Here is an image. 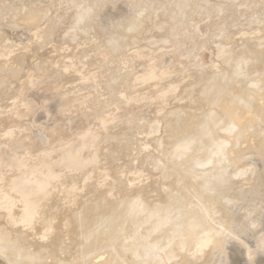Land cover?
<instances>
[{
	"label": "rangeland",
	"instance_id": "374dc122",
	"mask_svg": "<svg viewBox=\"0 0 264 264\" xmlns=\"http://www.w3.org/2000/svg\"><path fill=\"white\" fill-rule=\"evenodd\" d=\"M176 1L0 0V194L2 195L0 198L3 202L6 196L8 198L9 195L11 196V202L7 198L8 203L6 200L5 203L0 201V204L3 206L7 203L10 208L12 207L10 209L3 206L10 210L8 212L10 224L17 226L16 229L19 231L18 233L15 229L12 233L8 232L11 235L5 232L3 239L4 237L7 239L4 240H18L16 233L20 234L24 230L20 236L35 231L31 239H37L40 243L45 241L51 250L50 246L57 245V238L64 235L66 236L64 242L56 247L62 250L54 251L59 256L52 255V252L46 249L45 243L44 250H48L52 256L46 254L47 252L44 254L45 257L49 255L46 258L47 262L54 256L53 258H60L67 263L66 259L70 262L69 260L79 256L75 254L78 252H72L76 250L72 242H78L81 237L80 229L86 232L85 227L89 229L93 227L98 228L100 234L108 235L112 232L110 234L114 235L116 232L110 220L113 219L115 212L117 214H115V225L121 221L127 222L126 213L129 215L135 205L140 209L139 217L142 214L144 216V211L147 212L151 207L149 204L154 206L160 200V202L165 201L162 197L159 198L163 188L166 190L168 187H175L173 179L176 178L169 181L166 179L164 182H167L168 186L163 182L165 185L161 184L163 180L161 163L163 161V164H166V157L163 156L161 147H158L157 140L162 137L167 139L169 138L167 135L171 134L170 128L167 129L169 133L167 130L164 131L167 121L165 117L170 119L175 114H194L201 108V102L206 94L220 93L225 88L235 90L242 81H249L256 68L259 69L264 65V17H262L264 0H232L231 3L227 2L228 5L222 3L223 7L220 4L219 7L222 9L219 11V7L217 9L214 7L216 0H188L192 6L186 5L189 10L185 8L183 15L181 13V19L184 21L183 29L180 28L178 31L173 29L175 32L172 33L168 32L167 28L180 17L176 15L173 19L176 21H173L169 20L168 15L176 11L177 8L174 9ZM139 5L141 8L137 7ZM77 7L81 10L88 7L87 9L97 12V17L85 28L88 30L83 29L80 31L82 33L72 31ZM40 9L44 11L41 14L37 12H41ZM139 12L141 15L138 14ZM30 15L35 16L32 22L27 19ZM132 15L140 16L139 32L138 29L128 32V45L123 43L124 45H120L117 52L107 49L108 47L104 46L106 40L118 31L121 25H125ZM154 22H158L161 29L153 28ZM223 27L225 30L222 31ZM71 34H76L78 37L72 39ZM222 39L225 43L219 41ZM239 65H245L241 66L245 72ZM233 72L234 75L236 72H242V75L236 73L237 75L234 76ZM144 77L147 80H141ZM233 77H236L238 82L234 81L236 79ZM251 80L248 88L258 91L261 86L255 88L254 79ZM228 81L231 85L227 83ZM171 88L173 92L170 91ZM251 90L249 91L251 94L257 92ZM140 92H143V95ZM139 94L142 96L137 98ZM132 97L134 100L131 99ZM178 104L185 106L179 108ZM192 120L194 121V118ZM197 120L194 123L192 121L191 124L196 128H198L197 124L202 125V122L196 123ZM263 129L264 126L259 127L261 132L258 131L256 137L258 147L250 148L245 152L246 155L244 154L245 162L250 161L252 164V172L249 175L251 180L240 185L241 195H237L236 202L233 201L232 207L228 208L234 210L232 212L234 214H229V219L232 220L237 215L243 233L241 232L236 240L230 236L231 228L229 229L227 225L225 226L227 228L223 227L225 235L223 234L222 239L229 242H224L222 244L224 247L218 246L213 250L216 254L208 257L211 258L210 264H264ZM185 131L188 133L184 135L194 134L192 130ZM248 145V143L242 144L240 148L246 149ZM202 146L201 151H205L204 147L202 150ZM259 147L262 154L257 152ZM149 153L156 155V158L146 157ZM256 161L258 165L261 162L258 167ZM148 163L155 164L152 167V164ZM250 184L258 186L256 192H250V187H254ZM233 193L234 191H229L227 194L234 196ZM90 200L93 202L91 203ZM95 200L98 203L94 202ZM148 200V207L145 209ZM94 204L98 208H100L99 204L105 205L106 208L101 206L103 207L101 211L104 208L110 209L112 214L106 211L105 217L102 215L103 217L98 219L99 222L97 220L96 224L84 225V228L80 227L76 230L79 224L72 222L73 225L69 223L71 226L67 225L62 229L63 218V223L71 215L83 218L86 207ZM141 204L144 211L139 208L142 207ZM23 205L25 210L21 207ZM2 206L0 211L3 209ZM68 207L72 213L67 209ZM11 211L15 212L17 218ZM135 214L137 215V212ZM120 215L127 217L124 220ZM139 217L136 218L137 221L142 219ZM145 217L147 216L143 218ZM210 223L216 225L212 220ZM33 225L36 226L35 229L31 228ZM126 228L129 230L130 226L129 229L127 226ZM29 229L33 231L28 232ZM73 230L79 235L77 240L78 235L76 236ZM68 235L70 237H67ZM69 238L72 239L71 244ZM96 239L100 241L102 237L97 235ZM35 240L31 241L35 242ZM66 240L68 249L66 247L64 250L67 246ZM40 243L38 245L43 246V243L41 245ZM35 246L37 245L33 243L29 249L35 252L33 250V247L36 249ZM69 253H73L71 259H68L71 255ZM239 253L243 258L239 257ZM200 254L202 253L190 255V258L194 260L196 259L194 257ZM203 254L198 257L200 261L195 260L196 263H206L203 261L207 256L204 252ZM107 256L103 254L102 257ZM44 259L42 262L45 261Z\"/></svg>",
	"mask_w": 264,
	"mask_h": 264
},
{
	"label": "bare ground",
	"instance_id": "6f19581e",
	"mask_svg": "<svg viewBox=\"0 0 264 264\" xmlns=\"http://www.w3.org/2000/svg\"><path fill=\"white\" fill-rule=\"evenodd\" d=\"M216 1H217L216 4H214L215 6L214 5H212V6L216 7V9H217V7H219L220 4H222V3L225 4V3L230 2L232 0H216ZM176 2H177V4L174 7V9L177 8L176 11L169 13V15H168L169 20H173L176 15H178L180 17L179 19H176L177 22H173L172 25L169 24V26H168L169 28H167V30H168V32H172V33L175 32L176 30L178 31V30H180V28H182L184 21H182V19H181V13L184 11V9L186 7H188L186 5H190L188 0H177ZM187 2H188V4H187ZM223 4L221 5L222 7H223ZM227 5H228V3H227ZM190 6H192V5H190ZM212 6H210V7L212 8ZM137 7H140V5ZM205 7H206V5H205ZM220 7L218 8V11H219ZM87 8L85 7V10H84V8H83V10H81V9H79V7H77L76 9H78V11L75 9L77 12H76V16L74 19V24L72 25L73 27L71 26L73 28L72 31L74 33H75V31L80 32L83 29L87 28V26L91 22H93L92 20L97 17L96 11L94 12L93 9H90V8L87 9ZM186 9L189 10V8H186ZM186 9H185V11H186ZM188 10H187V14H188ZM199 10H200V8H199ZM37 12L39 14H41L44 11L41 10V12H39V11H37ZM140 12L138 13L139 15H141ZM135 14H137V13H135ZM139 15H132L130 20L125 25H121L119 30L116 31L112 36H110L108 40H106V42H105L106 45L104 44V46L108 47L107 49L111 50L112 52L113 51L117 52L116 50L120 47V45L122 46V45H124L123 43H125V45L127 43H129L128 38H127V33L135 31L138 29L139 23L141 21L139 18L140 17ZM182 15H183V13H182ZM262 17H264V15ZM27 19L29 20V22H32V21H34L35 16L30 15L27 17ZM141 19H142V16H141ZM259 19L261 20V17ZM176 20H173V21H176ZM230 20H231V18H230ZM255 22H253V23H255ZM234 23H235V21H234ZM234 23L232 22V24H234ZM238 23H239V21H238ZM222 24H223V22H222ZM262 24H263V22H262ZM152 27L159 30V28L161 26H159L158 22H154V23H152ZM173 29L174 30L176 29V30L173 31ZM219 29H221V28H219ZM223 29H224V27L222 28V31H223ZM85 30H88V29H85ZM250 30H252V29H250ZM137 31L139 32V29ZM237 31H239V30H237ZM86 32L89 33L88 31H86ZM86 32H84V33H86ZM221 32H219V33H221ZM80 33H82V32H80ZM71 35H72L71 36L72 39L78 37L76 34H71ZM83 35H85V34H83ZM218 36H220V35L218 34ZM133 39H131V41ZM223 39H226V38L223 37ZM223 39L219 40V41H223ZM231 40L229 39V41H231ZM227 41H228V39H227ZM240 41H242V40H240ZM248 43H249V41H248ZM221 44H222V42H221ZM229 44H231V43H229ZM259 52L260 51H258L257 54H259ZM220 53H222V52H220ZM261 53H263V52L261 51ZM217 55H218V52H217ZM134 56H135V54H134ZM135 57H133V58H135ZM263 57H264V55H263ZM249 61H251V60H249ZM252 61H253V59H252ZM261 61H263V60H261ZM246 63L247 62H245V64ZM250 65H252V64H249V66ZM241 66L239 65V67H241ZM244 66H242V67H244ZM249 66H247V67H249ZM254 66H256V65H254ZM242 67H241V69H243ZM247 67H245V68H247ZM238 69L239 68L237 67V70ZM241 69H240V71H241ZM243 70H244L243 72H245V69H243ZM236 73L238 74L239 72H236ZM236 73H235V75H237ZM228 74H230V73L228 72ZM239 74L242 75V72H240ZM232 75H234V72L232 73ZM250 77L252 79H254V83L256 85L255 88L257 86H261V87H259L258 91L256 89H254V90L249 89L251 87L248 88L249 82L251 80V78H250L249 81H242V82L240 81L241 83H240L239 87L235 90L232 88H225L224 91H222L220 93L216 92L215 94L214 93L213 94H206L204 96V99L203 100L201 99L202 100L201 108L197 112H195L194 114H189V113L175 114L170 119L165 117L167 119V121L165 122L166 129H164V131L167 130L168 128H170L172 135L168 134L167 136L169 138L163 139V137H162L160 140H157L158 141L157 142L158 147H161L160 149H162V152L164 153L163 156L166 157L165 158L166 164L164 163L165 164L164 165L163 161L161 163L162 164L161 169L163 170V177H162L163 180L161 181V179H162L161 178L160 181H161V184H163V183H165L164 181H166V179L169 181V179L176 178V179H173L174 184L172 183L173 186H175V187H173V188L168 187L166 190H164V188H163L162 189V191L164 190L163 194H162V191L160 190L161 196L160 195H158V196H160L159 198L162 197V199H165V201L162 200L165 203L160 202L161 200L159 199L160 201L158 200L159 203L157 205L154 204V206H153V205L149 204V206H151V207H149L147 212H145L146 210L144 211V208L147 209V207H148L147 205L149 203V200H148V202H146V206L144 208H143L144 203L141 204L142 207H139V208L143 209V210L142 209L141 210L144 211V213H145L144 216H147V217L143 218L144 216L142 214L143 217L140 216L142 218V219H140V217H139V215L141 214L140 209H138V207H136L137 205H135V206H133V210L130 212L129 215H128V213H126L128 216V217L126 216L127 222L125 221L126 222L125 223V222L121 221L120 222L121 224L118 222V224L115 225L116 224L115 223L116 215H117L115 212L116 215L113 214V216H112L113 219H111L110 222H111L112 227H114L116 233L114 235H112V234H110L112 232H110L109 234L111 236H109V234L108 235L100 234L101 232L100 233L98 232V230H97L98 228H93V227H91V225H90L91 229H89V227H85V228L83 227L84 225L87 226V224H92V225L96 224L97 220L100 217H103L102 215H104V217H105L106 211H108L107 213L110 212V214H112L111 213L112 211H109L110 209H107V210L105 209L106 208V206H105L106 202H105V205L99 204L100 208H98V206L95 204L94 205H88L86 207L84 214H83V218L78 217L77 215H73V216L71 215L70 216V213H68L69 214L68 216H70V217H68L69 219H67L66 222L64 221V223H63L64 218L62 219V224H63L62 229L66 228L67 225L68 226L73 225V224H71L73 222V223L79 224V226L74 224L75 226H77L76 230L79 229L80 227L88 230V231L86 230V232H85L82 229H80V231H81V237L80 238H79V235L75 233L76 230H73V232L75 231L74 234H76V236L78 235L76 240L78 238L79 239H78V242L77 241H75V243L72 242V244H74L73 248H76V250L72 251V252H74V253L78 252L75 254H78L79 256L76 257L75 259L69 260L70 262H68V260L66 259V261H67V263L65 262L66 264H162L164 262L165 263L170 262L172 264H193V263H196V261H198V260L200 261V259H198V257H200L203 254V252L207 256L206 259H208V257H212V255L215 253V251H213V250L218 248V246H223L222 244L224 242H226V239H222V237H224L223 236V234H224L223 227L227 228L229 226V229L231 228L230 229V231H231L230 236H232L234 239L237 240V237L240 236L239 234L242 232V230H241L242 226L240 224V219L237 217V215L234 219L233 218H232V220L229 219V216H230L229 214L234 212V210L233 209L231 210L228 208L232 207V205L234 204L233 201H235L238 198L237 195H241L240 193L242 191V187H240V185L242 183L244 185L245 181H248L250 179L249 175L252 172L251 171L252 170L251 169L252 164L250 163V161L245 162L244 154L248 149L258 147L257 142H256V137L258 135L259 127L264 126V65L259 69L256 68V70L253 71V73L251 74ZM150 78H151V76H150ZM198 78H199V76H198ZM226 78H228V77L226 76ZM226 78H225V80H226ZM234 79H236V77ZM141 80L145 81V80H147V78L145 79V77H144V79L141 78ZM234 81H237V79ZM234 81H232L231 83L233 84ZM251 81H253V80H251ZM218 82H219V80H218ZM227 83L230 84L229 81ZM223 86H225V85H223ZM167 88H170V87H167ZM152 90H154V89H152ZM250 90L253 92L256 90L257 92H255V94H251V93H249ZM170 91H172V88ZM136 93L137 92H135V94ZM140 93H142V95H143V92H140ZM147 93H145V94L148 95ZM135 94L133 93V97L136 96ZM137 95H138V93H137ZM142 95L139 94V96H137V98L142 96ZM133 97L131 99L134 100ZM189 99H191V98H189ZM199 100H200V98H199ZM192 102H193V100H192ZM188 104L186 107L189 106ZM177 106L180 108V106H185V105L181 104L179 106V104H178ZM175 109H177V108H175ZM172 111H174V110H171V112ZM188 112H190V111L188 110ZM166 113H164V114H166ZM168 113H170V112H168ZM164 116H163V118H164ZM168 117H169V114H168ZM195 117H197L198 120L195 119ZM193 118H194V121L192 120ZM191 120L193 121V123L195 122V120L200 121V122L196 121V123L202 122V125L199 124V125H201V127H199L198 124H197V126L199 129L192 126ZM162 121H164V120H161V122ZM261 124L263 126H260ZM186 128H188V129H186ZM193 128L197 131H193L194 130ZM183 130L184 131L189 130V132L192 130L191 132H194V134L189 133V135H186V134L184 135V133H186L187 131L184 132ZM167 131L169 133V130H167ZM263 131H264V129H263ZM216 132H218V134ZM259 132H261V130ZM169 135H171V136H169ZM204 137H205V139H204ZM202 143L204 146H202ZM246 143L249 144L246 149L240 148L242 144H246ZM206 145H207V148H206ZM201 146H202V150H204L203 147L205 148V151H201ZM158 152L161 153L160 150H158ZM201 152H203V153H201ZM257 152L259 154L261 153L260 147L258 148ZM251 154H248V155H251ZM152 156L155 157L156 155L149 153L146 157L154 159V157L152 158ZM255 160H256V158H255ZM255 160H254V162H255ZM261 160H262V158H261ZM153 162H154V160H153ZM164 162H165V160H164ZM251 162H253V161L251 160ZM260 163H259V165H260ZM148 164L149 165L152 164L151 166L153 167V165L155 163H151V164L148 163ZM167 164H169V166ZM259 165L257 162V167ZM161 169H159V171H161ZM263 170H261V171L263 172ZM254 171H256V170H254ZM261 171L259 170V172H261ZM134 174L139 175L138 173H134ZM172 175H174L175 177L173 176L172 178H170ZM251 176H253V175H251ZM254 177H256V176H254ZM233 178H235V180H233ZM170 182H171V180H170ZM161 184H160V188H161ZM165 184H163V185H165ZM259 186H261V185H259ZM173 190L175 192H173ZM243 190H246V189L243 188ZM229 191H234V193H233L234 196L227 194ZM225 192H227V193H225ZM244 192H242V193H244ZM248 195H250V194H248ZM1 196L2 195L0 194V197ZM244 196H246V195H244ZM4 197H3V199H5ZM6 197L8 198V196H6ZM10 197L11 196L9 195V198H8L9 201H10ZM107 197H108V195H107ZM7 198H6V200H7ZM134 198L135 197L133 196V200H134ZM99 199L101 200L102 198H99ZM129 199H131V197ZM6 200H3V202ZM125 200L126 199H124V201ZM143 200H146V199H143ZM0 201H1V198H0ZM9 201L7 200V203ZM67 201H68V199H67ZM90 202L92 203L93 200H90ZM94 202L98 203V201H96V200ZM7 203H6V205L3 204V206H7L8 208H10L9 207L10 205H7ZM24 203H21V204H24ZM117 203H116V205H117ZM155 203H157V201ZM102 204H103V202H102ZM112 204H113V202H112ZM24 205H28V204H24ZM24 205L21 207H24ZM61 205H63V203H61ZM0 206H2V205L0 204ZM65 206H67V205H65ZM101 206H105L103 211H101L102 210L101 208H103ZM107 206H109V205H107ZM7 207H3V209H2V210H4L3 212H1L2 210L0 211L1 212L0 213V264H46V263L50 264V262L51 263L54 262L56 264H65L64 261H62L60 258L59 259L53 258L54 256L50 257L52 260H50V258H49V261L47 262L46 258L49 255H47V257H45V256H46V254L49 253L48 250H50V249L48 248L49 246H47L49 244L45 243V241L44 242L42 241L40 243V241H37V239L36 240L31 239L32 236L34 235V232H35V231L32 232L33 231L32 229H29V231H28V232H32V233H23V236L22 235L20 236V234L22 232H24L25 230L22 231L20 234H18L19 231H18V229H16L17 226L15 227L12 224H10V222L8 220V215H9L8 212L10 210L7 209ZM135 207L138 209V211H136L137 209ZM111 208H113V207H111ZM233 208H234V206H233ZM67 209L70 210L69 207ZM24 210H25V207H24ZM123 210H125V209H123ZM235 211H236V209H235ZM22 212H23V210H22ZM70 212H71V210H70ZM136 212H137V215H138V213H140L138 215V217L140 220H142V222L139 219L138 220L140 222L136 220V218H138V217H136L137 216L135 214ZM11 213L13 214L14 217H16L15 212L11 211ZM123 213H124L123 215H125V212H123ZM249 213H250V211H249ZM12 214H10V215H12ZM232 214H234V213H232ZM24 215H22V216L24 217ZM238 215H240V214H238ZM23 217H22V219H23ZM47 217H49V216H47ZM120 217H122V215H120ZM126 217L123 216L122 218L125 220ZM122 218H121V220H122ZM29 219H31V218H29ZM14 220H16V219H14ZM210 220H212V222H214L216 225L213 226L212 223H210ZM16 221H14V222H16ZM26 221H24V222H26ZM14 222H13V224H15ZM98 222H99V220H98ZM104 222H105V220H104ZM36 223H38V222H36ZM36 223H34V224H36ZM69 223L71 225H69ZM99 224H101V223H99ZM231 224H232V226H230ZM246 224H247V222H246ZM18 225H19V223H18ZM226 225H227V227H225ZM97 226H99V225H97ZM126 226L128 227V229L130 226V229L127 230ZM34 227H36V226L35 225L31 226V228L35 229ZM15 229L17 230L16 232H18V233H16V237H18V240L17 239L12 240L10 238L11 241H6V240H4V239H7L6 237H4V239H3V234H5V232H6V234L8 232L12 233V231H14ZM37 229L38 228H36V230ZM69 229H68V231H69ZM72 229H73V226H72L71 230ZM112 231H113V228H112ZM226 231L228 232V230H226ZM226 231H225V233H226ZM8 234H10V233H8ZM64 234H66V232ZM70 235H71V233H70ZM97 235L101 236L102 240L99 241L98 239H96ZM16 237H14V238H16ZM19 237H21V238H19ZM67 237H70V236L68 235ZM54 238H55V236H54ZM65 238H66V236L64 237V235H62L61 237L57 238L58 239L57 245H54L53 247L50 246V248H51L50 252H52V255L56 254L59 256V254L54 252V251L59 249V247H58V249L56 247L59 244L63 243ZM73 239H74V236H73ZM31 240H35V242H32ZM38 240H40V239H38ZM71 240L72 239L69 238L70 244H71ZM230 240H232V239H230ZM30 241L32 242V244ZM36 242L40 243V245L43 243V246L42 245H41L42 247L39 246L38 243L36 244ZM227 242H229V240ZM234 242H236V241H234ZM33 243H35V245H37L39 247L38 248L37 246H35V248L38 251L36 249H34V247H33V250H35V252L29 249V247L31 248ZM44 243L46 245V249H48V250H44L45 249ZM64 245H66V243H64ZM232 245H233V243H232ZM190 246H191V249H190ZM66 247L68 249V241H67V246H65L64 250L66 249ZM69 247H71V246H69ZM192 247L194 249H192ZM230 247H232V246H230ZM39 249H41V250H39ZM59 250H62V249H59ZM218 250H216V251H218ZM219 251H221V250H219ZM44 252H47V253L44 254ZM66 252H67V250H66ZM66 252H65V254H67ZM198 253H202V254L196 255V257H194L197 260L196 259L192 260L193 258H190L191 257L190 255L193 256L194 254H198ZM103 254H107L108 256L102 257ZM69 255H70V257L68 259H71L73 257L72 256L73 253H69ZM218 255H220V254H218ZM236 255L238 256V252ZM202 256H204V254ZM239 257H242V256H240V253H239ZM43 259L45 261L42 262ZM206 259L203 261V262L206 261V263H204V264H210L211 258L208 259V261ZM103 260L105 263L102 262ZM201 260H202V257H201ZM235 260L237 261V259H235ZM242 261H244V260H242ZM241 263H243V262H241ZM196 264H200V263L197 262Z\"/></svg>",
	"mask_w": 264,
	"mask_h": 264
},
{
	"label": "water",
	"instance_id": "95a60500",
	"mask_svg": "<svg viewBox=\"0 0 264 264\" xmlns=\"http://www.w3.org/2000/svg\"><path fill=\"white\" fill-rule=\"evenodd\" d=\"M250 185H253V184H250ZM253 186L250 187V192H253L255 191L256 189H258V186L254 184V187L252 188ZM256 192V191H255Z\"/></svg>",
	"mask_w": 264,
	"mask_h": 264
}]
</instances>
